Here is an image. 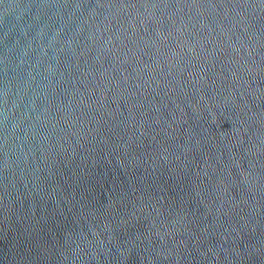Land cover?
Here are the masks:
<instances>
[{"label": "water", "instance_id": "95a60500", "mask_svg": "<svg viewBox=\"0 0 264 264\" xmlns=\"http://www.w3.org/2000/svg\"><path fill=\"white\" fill-rule=\"evenodd\" d=\"M0 264H264V0H0Z\"/></svg>", "mask_w": 264, "mask_h": 264}]
</instances>
